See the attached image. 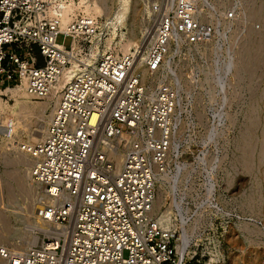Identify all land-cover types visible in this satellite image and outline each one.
I'll return each instance as SVG.
<instances>
[{"label":"built area","instance_id":"obj_1","mask_svg":"<svg viewBox=\"0 0 264 264\" xmlns=\"http://www.w3.org/2000/svg\"><path fill=\"white\" fill-rule=\"evenodd\" d=\"M79 2L0 0V90L24 84L34 98L55 101L39 140L21 139L7 114L0 138L31 157V176L48 197L37 214L56 226L24 250L0 243V264H187L197 251L182 256L179 226L154 212L160 175L178 171L183 101L178 81L157 75L172 74V52L209 42L217 24L199 19V0H146L149 44L100 51L101 19ZM59 34L71 37L68 46Z\"/></svg>","mask_w":264,"mask_h":264},{"label":"rangeland","instance_id":"obj_2","mask_svg":"<svg viewBox=\"0 0 264 264\" xmlns=\"http://www.w3.org/2000/svg\"><path fill=\"white\" fill-rule=\"evenodd\" d=\"M142 3L144 12L146 0ZM200 4L203 21L217 24L215 37L174 50L166 66L172 74L161 75L168 81L179 79L183 101L173 158L178 171L159 179L158 210L174 207L173 223L185 218L186 224H194L188 256L197 255L187 264H208L213 257L221 260L217 264H264V0ZM231 8L237 14L234 21L224 17ZM102 19L100 48L122 52L116 44H106L110 33ZM57 42L68 46L71 37L59 34ZM242 55L247 61L238 69L233 62ZM0 97L15 104L11 92ZM0 114L10 115L20 138L31 142L44 121L38 110L20 120L10 109ZM49 114L48 109L45 118ZM25 156L24 151L8 149L0 138V243L12 249L32 233L37 235L34 244L42 238L28 222V207L41 188L29 177Z\"/></svg>","mask_w":264,"mask_h":264},{"label":"bare ground","instance_id":"obj_3","mask_svg":"<svg viewBox=\"0 0 264 264\" xmlns=\"http://www.w3.org/2000/svg\"><path fill=\"white\" fill-rule=\"evenodd\" d=\"M142 1L141 0H80L78 7H80L85 13H88L90 15L100 18L101 19L100 29H101V24L103 22L102 16H104L105 22L103 26L104 27L106 26L110 33V37L106 39V44L109 45L111 43H114L116 44V46L120 47L118 50L121 49L122 52H128V51H133L134 49L138 50L139 47H141L142 45L145 46L149 44V42L151 41L150 33L153 32V28L151 24L152 22L151 21L152 20L151 10L150 8L147 7L148 6L147 3H144L145 11L143 12L144 7H143ZM170 2L174 3L175 0H170ZM200 2L201 0H199V2L197 3L198 13L202 9ZM113 5L116 6L114 9H112ZM140 13H141V17H140ZM65 19H67V15L65 16ZM199 19L201 21L204 20L202 14L199 17ZM101 32L103 33V29H101ZM104 49L100 48V51ZM243 58L245 59L244 55L239 57L237 59V62L236 61L235 63L233 62L235 67H237L238 69L240 68L238 66H241L240 63L243 64L244 62L247 61V60L242 61L244 60ZM161 73L157 75V78L164 80V78L161 77ZM147 77L148 76L146 75V73L143 72V78L146 80ZM177 80L179 82V79ZM8 92H11L12 96L15 98V104L12 106L8 103L7 100L0 97V112L1 111L5 112L10 109L12 110V112H14L15 119H19L23 116H26L28 113H32L35 110H38L39 113L42 115V118H44V121L42 125L40 126V128L35 130L34 133H32L33 135H32L31 140L32 141L39 140L44 134L46 127L51 120L52 110L54 108L55 101L51 99H43L42 102L32 100L31 99L32 95H30L25 90L24 84L9 85L5 88H2L0 90V96L7 95ZM48 109L50 110V114L46 116L45 118L44 114ZM25 157L30 167L32 165V159L27 152H26ZM29 177L32 178L31 173L29 174ZM169 177H170L169 173L166 172V173L161 174L159 179L165 178L166 180V179H169ZM34 182L38 184V186L41 188L38 182H36L35 180ZM173 188L176 189L177 186L173 185ZM160 197L155 200L154 212L159 216V218L164 224L173 225V227L179 226L180 229L181 227L183 228L180 230V231L182 230L183 231L180 234L179 253L182 256H185L187 252L189 251L191 252L189 241L191 240V237H192L191 234L194 230V224H191V225L186 224L185 218L181 220V224L179 225L176 223H173V221L171 220L173 212L169 211L168 209L158 210L159 204L161 201ZM181 199H183L182 196L177 202V205H175V207L177 206V210L179 209L181 210L182 206L179 204L181 203L180 202ZM46 202H48V197L46 196L44 192H42V188H41L40 192L36 195V197L33 198L32 202L30 203L28 207L29 212H30V215H28V222L32 226V230L35 232L36 231L37 232L38 231L49 232V231H55L56 229V226H53L48 220H45L41 218L40 216H38L37 211L35 210L37 207L42 206ZM178 206L179 207L181 206V207L179 208ZM182 238H184L185 240L184 243H182ZM35 241H37V235L32 233L29 239H26L23 243H21V245H17L16 248L12 250L27 249L32 244H34ZM219 254L221 255V253ZM215 261H216V258L213 257L208 262V264H210V262H215Z\"/></svg>","mask_w":264,"mask_h":264}]
</instances>
